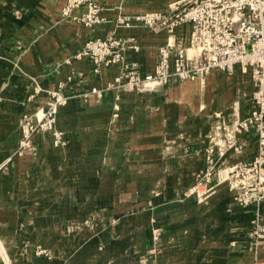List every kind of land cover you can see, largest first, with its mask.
<instances>
[{"label": "crops", "instance_id": "1", "mask_svg": "<svg viewBox=\"0 0 264 264\" xmlns=\"http://www.w3.org/2000/svg\"><path fill=\"white\" fill-rule=\"evenodd\" d=\"M179 1L100 0L106 21L87 26L73 19L86 6L62 15L66 0H0V264H264V236L252 235L264 209L233 202L221 176L257 154L255 135L216 156L207 203L187 193L218 115L235 99L250 103V73L214 70L151 92L113 86L126 70L152 72L159 46L188 47V24L136 19ZM112 34L137 45L126 66L97 69L77 56L88 39ZM56 90L69 95L57 119L64 145L37 128Z\"/></svg>", "mask_w": 264, "mask_h": 264}, {"label": "built area", "instance_id": "2", "mask_svg": "<svg viewBox=\"0 0 264 264\" xmlns=\"http://www.w3.org/2000/svg\"><path fill=\"white\" fill-rule=\"evenodd\" d=\"M81 6H86V11L73 19L87 26L106 21L100 0H66L62 15L72 17L73 11ZM136 19L169 30L186 23L190 27L189 45L178 47L169 42L159 46L152 72L141 74L126 70L113 86L151 92L168 85L174 78L204 81L214 70L230 75L238 70L250 73V103L244 105L240 99H235L228 116L218 115L219 121L207 147V163L197 173L187 193L195 196L199 203H207L215 191L216 156H224L229 150L241 151V136L253 134L258 142L257 154L252 159L230 165L221 176L233 191V202L264 209V0H181L173 3L166 13L152 12ZM130 20L128 15L118 17L121 24ZM129 48H137V45L112 34L88 39L77 56L89 57L97 69L110 64L126 66ZM68 97L62 91H50V99L37 125L38 129L52 134L56 145L66 143L57 119L59 109ZM30 138L28 134L20 140L18 152L31 146ZM159 234L160 229L154 228V238L157 239ZM252 235L255 239L264 236V222L256 219ZM142 264L156 263L142 261Z\"/></svg>", "mask_w": 264, "mask_h": 264}, {"label": "rangeland", "instance_id": "3", "mask_svg": "<svg viewBox=\"0 0 264 264\" xmlns=\"http://www.w3.org/2000/svg\"><path fill=\"white\" fill-rule=\"evenodd\" d=\"M182 1H185V0H182Z\"/></svg>", "mask_w": 264, "mask_h": 264}]
</instances>
